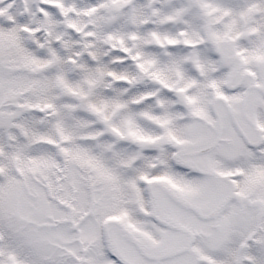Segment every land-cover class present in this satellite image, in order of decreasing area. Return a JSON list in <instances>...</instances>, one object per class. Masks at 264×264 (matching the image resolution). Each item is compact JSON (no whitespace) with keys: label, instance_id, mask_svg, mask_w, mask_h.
Masks as SVG:
<instances>
[{"label":"snow or ice","instance_id":"1","mask_svg":"<svg viewBox=\"0 0 264 264\" xmlns=\"http://www.w3.org/2000/svg\"><path fill=\"white\" fill-rule=\"evenodd\" d=\"M24 4L21 15L32 21L19 22L24 74L84 97L100 130L84 143L108 165L97 166L106 192L91 199L79 225L82 239L95 243L86 259L71 264H214L210 256L237 264V244L249 253L238 264H264V200L254 209L233 206L215 224L202 220L245 195L239 182L264 181L248 172L264 165V0ZM4 11L0 7V16ZM15 21L10 16L0 28L11 29ZM101 65L109 67L104 83L112 87L98 89L102 105L88 103L87 91L75 83ZM11 75L0 63V76ZM110 109L118 110L111 118ZM128 115L158 135L126 138L117 125ZM133 140L151 145L145 152L151 160L122 169L121 150ZM106 141L111 149L97 147ZM69 207L80 219L79 209ZM4 228L16 233V249L34 239L19 221ZM253 245L261 252L255 259ZM0 264L17 261L11 252L0 253Z\"/></svg>","mask_w":264,"mask_h":264},{"label":"rangeland","instance_id":"2","mask_svg":"<svg viewBox=\"0 0 264 264\" xmlns=\"http://www.w3.org/2000/svg\"><path fill=\"white\" fill-rule=\"evenodd\" d=\"M232 2L242 3L243 0ZM0 7L5 8L0 26L8 24V17H16L11 29L0 28V63L6 64L12 73L10 77L0 76V253L11 252L17 264H71L77 258L83 261L95 240L82 239L79 225L85 218L84 213L90 211L91 199L106 192L97 166L108 168L102 157L94 153L93 146L84 141L87 137H98L100 130L93 128L95 120L81 102L83 96L67 95L51 83L36 82L33 76L24 74L19 22L32 21L29 15H21L24 0H2ZM109 70L107 65L87 68L83 80L75 83L78 91H87L88 103H104L98 89L112 87L111 83H104ZM89 80L95 83L89 84ZM49 105H54L51 111H34V107L47 109ZM116 111L110 109L109 117ZM117 126L122 128L126 138H131L133 132L137 135L143 132L150 137L158 135L147 123H136L131 115L123 117ZM101 146L111 149L113 143L106 141L97 145ZM150 147L147 143L131 141L130 149L121 150V168L132 169L140 161H150L151 157L145 155ZM65 162L66 171L61 176ZM261 169L264 165L256 163L248 172L264 177ZM239 183L240 191L248 196L236 198L235 205L217 207L212 214L206 215L204 222L215 224L216 221L209 220L223 216L233 206L239 207L236 202L246 209L260 205L264 200V181L247 186L243 181ZM73 196L79 197V201ZM69 205L79 209L80 219L74 217ZM10 221L24 224L34 236L22 250L13 246L16 233L11 228L5 231V224ZM235 249L237 264L239 259L249 258L246 245L237 244ZM260 255L259 247L253 245L251 259ZM209 259L214 264H227L219 257L210 256Z\"/></svg>","mask_w":264,"mask_h":264}]
</instances>
